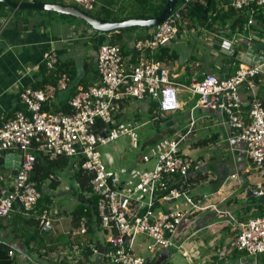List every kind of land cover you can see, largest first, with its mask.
I'll return each instance as SVG.
<instances>
[{
	"label": "crops",
	"instance_id": "crops-1",
	"mask_svg": "<svg viewBox=\"0 0 264 264\" xmlns=\"http://www.w3.org/2000/svg\"><path fill=\"white\" fill-rule=\"evenodd\" d=\"M9 2L17 5L55 3L76 6L84 11L70 0ZM210 2L204 20L195 15H184L183 26L173 40L154 50L145 49L139 53L135 50V42L150 39L155 32L154 27L134 26L100 33L71 15L14 9L0 0V125L23 109L20 94L24 89L53 85L59 73H65L69 82L65 90L55 94L54 101L46 109H62L61 103L68 101L80 89L97 85V50L101 45L112 42L120 47L125 67L135 65L142 56L145 61L160 63L168 70L172 81L186 86L199 80L204 73L219 78L230 74L232 55L240 60L241 65L264 64V7L235 11L230 7V0ZM165 4L166 0H96L93 10L84 12L103 20L134 19L130 17L148 20L158 17ZM248 20L252 23L248 24ZM222 40L232 42L230 50L220 46ZM242 40H248V43ZM48 51L57 55L55 69L51 72H47L43 62V54ZM254 82V92L264 105V74L257 76ZM238 99L246 117L250 93L241 87ZM178 101L179 109L169 113L159 112L153 106L154 100L148 97L124 103L125 109L132 106L130 110L136 114L149 116L145 123L152 125L151 134L145 137V143H155L167 136L177 138L190 130L182 142H185L182 151L185 147L187 154L196 159L193 160L196 165L198 162L199 169H191L188 183L194 195H208L206 205L210 206L209 209L199 213L193 223L187 225L188 229H183L190 236L182 244V251L188 249L181 252L183 259L165 252L163 256L167 258L163 264H168L170 257L169 264H264V253L248 256L232 247L241 225L258 216L264 204V199L254 198L250 193L252 187L264 178L263 173L253 167L246 155L245 144L220 111L199 107L197 97L184 91L178 93ZM120 118L127 119L126 114ZM68 177L74 179V183L65 192L59 191V181L54 190L49 189L47 180L43 182L46 194L53 197L59 191L60 195L67 194L79 204L77 211L69 207L55 217L60 235H53L50 241L40 236L37 213L24 215L18 206L0 219V246L14 252L11 259L7 256L10 264L105 262L91 250L93 246L101 252L105 249L104 241L89 238L90 234L101 231L94 203L86 188L77 185L76 176L69 174ZM79 228H84L85 232L73 236L74 244L80 247V252L76 253L67 246L69 239L66 233ZM59 246L68 249L54 252Z\"/></svg>",
	"mask_w": 264,
	"mask_h": 264
},
{
	"label": "built area",
	"instance_id": "built-area-1",
	"mask_svg": "<svg viewBox=\"0 0 264 264\" xmlns=\"http://www.w3.org/2000/svg\"><path fill=\"white\" fill-rule=\"evenodd\" d=\"M70 1L91 11L96 0ZM189 1L184 0L174 8L155 27L150 39L136 41V51L154 50L173 40L182 26V12ZM230 7L235 11L264 7V0H230ZM220 46L228 51L232 42L222 40ZM43 62L47 72L53 71L56 53H44ZM238 67L230 78L204 73L186 86L172 81L160 63L145 61L142 56L135 65L125 67L119 46L107 44L97 51L98 84L82 88L71 97L67 102L69 111L45 110L54 101L56 92L66 89L69 78L65 73L56 75L55 85L24 89L20 94L23 109L0 125V217L8 215L17 205L26 212L36 206L40 195L30 174L37 154L53 160L65 158L71 160L69 171L75 169L77 185L80 186L81 179L86 181L87 194L106 237L105 249L101 252L93 246V254L109 264H154L163 253L180 251L185 240L190 239L183 229L210 207L206 205L208 195H194L188 183L191 169H199L198 162L196 165L180 149L190 130L171 140L164 137L155 143H145L138 134L144 124L135 119H121L122 105L148 97L157 102L158 111L169 113L178 107V93L188 92L197 97L199 107L220 111L225 116L245 144L253 167L264 176V105L254 92V80L264 74V64ZM241 87L250 93L246 117L238 99ZM121 138L128 140L129 151H135L136 155L125 166L116 168L112 155L104 149ZM17 154L18 161L12 159V167L6 170L3 166L6 157ZM120 160L126 161V157L121 155ZM150 163L151 169L142 168ZM251 195L264 199V178L252 187ZM53 221L50 211L42 210L37 216L38 230L50 233ZM84 232L80 229L68 234L67 246L77 252L73 236ZM232 247L248 256L264 253V204L258 216L241 225ZM141 249L151 255L150 259L137 254ZM8 255L12 257L13 252L8 251Z\"/></svg>",
	"mask_w": 264,
	"mask_h": 264
},
{
	"label": "rangeland",
	"instance_id": "rangeland-1",
	"mask_svg": "<svg viewBox=\"0 0 264 264\" xmlns=\"http://www.w3.org/2000/svg\"><path fill=\"white\" fill-rule=\"evenodd\" d=\"M178 4H181V1H179ZM90 13H92V12H90ZM131 107L125 109L126 118L129 120L137 119L140 123L144 124L142 127H140L138 129V134H139L140 140H145V137L147 135L151 134L150 127L152 125L150 123H145V121L149 119V116H147V115L145 116V114L139 115V113L136 114L135 112L130 110ZM165 138L169 139V140L172 139V137H170V136L169 137L167 136ZM150 140H152V137ZM184 143H182V145L180 147L181 151H182V147H183ZM183 150H184V152L183 151L182 152L184 154H187L185 147L183 148ZM104 152L112 155V157L114 159V166L116 168L125 166L130 161V158H133L136 155L135 151L134 152L129 151L128 140L126 138H121V139L109 144L107 147H105ZM121 155H124L126 157V161L120 160ZM187 155H189V154H187ZM18 157H19L18 154L6 157V160L4 161V165H3L6 168V170H9L12 167V159H14L17 162ZM189 157L191 160H196L191 155H189ZM69 163H71V160H69ZM3 166H2V168H3ZM152 166H153V163H150L148 165L143 166L142 168L151 169ZM70 168H71V165H70ZM68 171H69V165L63 167L61 170H55L50 174L51 179L57 178L59 180V183H60L59 184L60 185L59 191L65 192L66 188H70L73 186L74 179H72L73 180L72 181L68 177V175L70 174L71 177L75 176V169L73 168L71 171H69V172ZM49 181H50V179H49ZM59 191L56 193V196H53V197L50 195L49 196L46 195V196H48L47 197L48 201H45L43 199L42 204H46V206H49L52 211L55 210L56 212H59V213L60 212L62 213L64 210H67V208H69V207H71L72 209L77 211L78 205H79L77 200L69 197L67 194L60 195ZM32 213H36V211L32 212ZM188 228L189 227H187V229ZM39 234H40V236L45 237L46 240L50 241L52 239L50 237H52L53 235H58V234L60 235L61 233L59 232L58 227L56 228L55 221H54L52 232H50V233L41 232ZM90 236L93 238H98L99 241H102V242L106 239L105 235L103 233H101V231L99 233L96 232L95 235L90 234L89 238H90ZM67 249L68 248H66V247L59 246L58 249H56L54 252L61 253L62 251H65ZM184 250L188 251V249H183V251ZM183 251L182 250L179 251L177 249H172L171 255H178L182 258L181 252H183ZM137 254L139 256L145 258V259H150V257H151V255L148 252L144 251L143 249L138 250ZM170 259H171V257H170ZM170 259H168V261H167L168 264H169ZM103 264H109V262L105 261ZM164 264H166V263H164Z\"/></svg>",
	"mask_w": 264,
	"mask_h": 264
},
{
	"label": "water",
	"instance_id": "water-1",
	"mask_svg": "<svg viewBox=\"0 0 264 264\" xmlns=\"http://www.w3.org/2000/svg\"><path fill=\"white\" fill-rule=\"evenodd\" d=\"M5 3H7L11 8H18V9H32V10H42V11H49V12H55L62 15H71L74 16L83 22L87 23L91 26V28L95 31H98L100 33H108L112 31H117L120 29L128 28V27H155L159 24H161L165 18L171 13L173 10V7L175 4H177L181 0H166V4L161 11L160 15L153 19H128V20H120L116 22H109L107 20H103L91 15L86 14L79 8L71 5H62V4H55V3H27L23 5H17L9 2V0H1ZM210 0L207 2V7L209 6ZM205 13L203 12L202 20L205 19ZM217 48V47H216ZM220 48V47H218ZM230 61L232 62V69L230 74L226 75L223 78H230L232 77L235 72L238 70V64L240 62L239 59L235 58V55H232L230 58ZM156 105V102L153 103V106ZM251 193V192H250ZM167 256L160 255L158 259L155 261L154 264H160L166 260Z\"/></svg>",
	"mask_w": 264,
	"mask_h": 264
},
{
	"label": "trees",
	"instance_id": "trees-1",
	"mask_svg": "<svg viewBox=\"0 0 264 264\" xmlns=\"http://www.w3.org/2000/svg\"><path fill=\"white\" fill-rule=\"evenodd\" d=\"M207 2H208V0H194L192 3H190L188 5V11H187L186 15L187 16L188 15L189 16L195 15L198 18H202L203 11L206 10V12H207L208 8L210 7L209 6L206 9L205 5L207 4ZM210 4H211V2H210ZM130 18H135V17H130ZM138 18H143V16H139ZM126 19H129V18H126ZM109 20H108L109 22H116V20H114V19H109ZM110 44H115V42H112ZM52 83H53V85H55L56 79H55V82H52ZM56 94H57V92H56ZM75 94H73L69 98L73 97ZM67 102L68 101H64L63 103H61L62 109H51V110L45 109V110L46 111H54V112L69 111V108L67 106ZM68 163H69L68 160L65 158H56L54 160H50L46 156H42L40 154H37L36 155V164L34 166L32 174H31V180L33 182H35L37 190L42 191L43 182L47 180L48 176L55 170H61L63 167L67 166ZM85 184H86V181L84 179H81L80 180V187L81 188L85 187ZM57 185H58V183L51 182L49 185V188H55ZM47 197L48 196L42 195V193H41V197L37 202L36 209L40 210L43 208V206H46V204H42V200L44 199L45 201H48ZM7 252H8V249L0 246V264H10V262H8Z\"/></svg>",
	"mask_w": 264,
	"mask_h": 264
},
{
	"label": "clouds",
	"instance_id": "clouds-1",
	"mask_svg": "<svg viewBox=\"0 0 264 264\" xmlns=\"http://www.w3.org/2000/svg\"><path fill=\"white\" fill-rule=\"evenodd\" d=\"M130 1H131V0H130ZM126 2H127V1H126ZM183 2H184V0H181V4H182ZM192 2H193V0H190V1L186 4V11L182 12V19H183V16L186 15V13H187V11H188V5H189L190 3H192ZM72 3H73V2H72ZM73 4H74V3H73ZM74 5H76V4H74ZM179 5H180V4H178V3L175 4V6L173 7V9L179 7ZM75 7H76V6H75ZM84 11H85V10H84ZM84 11H83V12H84ZM91 11H92V10H91ZM172 11H173V10H172ZM172 11H171V12H172ZM86 12H88V11H86ZM86 12H85V13H86ZM86 14H87V13H86ZM182 26H183V22H182ZM182 26H181V27H182ZM155 27H156V26H155ZM155 27H154V28H155ZM179 30H180V29H179ZM141 40H143V39H141ZM135 43H136V42H135ZM104 45H107V44H104ZM119 48H120V47H119ZM98 49H99V48H98ZM135 50H136V49H135ZM97 51H98V50H97ZM121 53H122V51H121ZM96 57H97V55H96ZM231 57H232V56H231ZM238 65H239V64H238ZM95 68H96V67H95ZM90 87H91V86H90ZM87 88H88V87H87ZM177 99H178V95H177ZM134 102H135V101H134ZM154 102H155V101H154ZM124 103H125V102H124ZM124 103H123V105H122V109H121L122 114L125 113V111H124V110H125V107H124L125 105H124ZM154 108H157V110H159V107H158L157 102H156V105L154 106ZM178 109H179V101H178V107L176 108V110H178ZM176 110H175V111H176ZM159 112H161V111H159ZM173 112H174V111H173ZM161 113H163V112H161ZM122 114H121V115H122ZM52 160H53V159H52ZM30 175H31V174H30ZM30 179H31V176H30ZM49 179H50V181H49ZM47 181L49 182V183H48V187H49V185H50L51 182H56V183H58L59 180H58L57 178L51 179V178H50V175H49L48 178H47ZM49 189L54 190L53 188H49ZM49 189H48V190H49ZM36 190H37V188H36ZM45 191H46V190H45ZM45 191L43 190V186H42V191L37 190V192H38L39 195H40V196H39V199H40V197H41V193H42V195H48V196H49V194H46ZM39 199H38V200H39ZM38 200H37V202H38ZM36 205H37V204H36ZM93 205H94V204H93ZM17 206H18V205H17ZM15 207H16V206H15ZM15 207H14V208H15ZM18 207H19V206H18ZM14 208H13V210H14ZM20 209L22 210V213H23L24 215H28L29 213H31V212H33V211L36 210L37 216L39 215V213H40L42 210L50 211L53 220L55 219L56 216L59 215V212H56L55 210L52 211V210L50 209L49 206H45V207H43V208L40 209V210L36 209V206H35L33 210L28 211V212L24 211L22 208H20ZM11 212H12V211H11ZM11 212H10V213H11ZM94 212H95V211H94ZM10 213H9V214H10ZM54 213H55V214H54ZM9 214H8V215H9ZM8 215H6V216H4V217H0V219L5 218V217H7ZM54 221H55V220H54ZM54 221H53V222H54ZM36 222H37V218H36ZM37 229H38V227H37ZM82 229H84V228H82ZM79 230H80V228H79V229H75V230H73V231H71V232H67L66 235L68 236V234H71L72 232H76V231H79ZM84 230H85V229H84ZM39 232H40V231H39ZM51 232H52V231H51ZM40 233H41V232H40ZM68 239H69V236H68ZM68 241H69V240H68ZM76 245H77V244H76ZM77 246H78V245H77ZM78 248H79V249H78V251H77L76 253H79V252H80V247L78 246ZM8 251H10V250H8ZM11 251H12V250H11ZM12 252H13V251H12ZM168 252H171V251L169 250ZM168 252H167V254H169ZM13 254H14V252H13ZM7 256L9 257L8 252H7ZM12 257H13V256H12ZM12 257H9V258L11 259Z\"/></svg>",
	"mask_w": 264,
	"mask_h": 264
}]
</instances>
